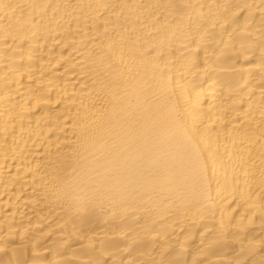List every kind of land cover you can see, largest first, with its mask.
<instances>
[{
	"label": "bare ground",
	"instance_id": "obj_1",
	"mask_svg": "<svg viewBox=\"0 0 264 264\" xmlns=\"http://www.w3.org/2000/svg\"><path fill=\"white\" fill-rule=\"evenodd\" d=\"M0 264H264V0H0Z\"/></svg>",
	"mask_w": 264,
	"mask_h": 264
}]
</instances>
